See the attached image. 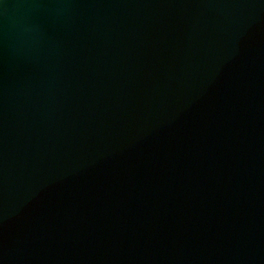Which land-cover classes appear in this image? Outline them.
<instances>
[{
	"label": "water",
	"instance_id": "1",
	"mask_svg": "<svg viewBox=\"0 0 264 264\" xmlns=\"http://www.w3.org/2000/svg\"><path fill=\"white\" fill-rule=\"evenodd\" d=\"M0 264H264V0H0Z\"/></svg>",
	"mask_w": 264,
	"mask_h": 264
}]
</instances>
